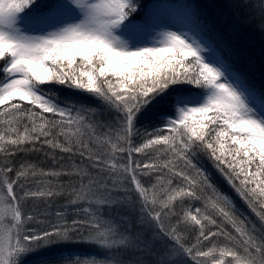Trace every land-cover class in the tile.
I'll use <instances>...</instances> for the list:
<instances>
[{"label": "snow or ice", "instance_id": "obj_1", "mask_svg": "<svg viewBox=\"0 0 264 264\" xmlns=\"http://www.w3.org/2000/svg\"><path fill=\"white\" fill-rule=\"evenodd\" d=\"M0 62V264L80 242L38 264H264V89L200 5L0 0ZM38 152L54 166L16 159Z\"/></svg>", "mask_w": 264, "mask_h": 264}, {"label": "trees", "instance_id": "obj_2", "mask_svg": "<svg viewBox=\"0 0 264 264\" xmlns=\"http://www.w3.org/2000/svg\"><path fill=\"white\" fill-rule=\"evenodd\" d=\"M44 2H46V0H44ZM142 2L146 5H151L154 2L176 4L179 3V0H142ZM190 2L200 5L201 8L205 10L208 17L213 21L220 35L237 50L239 67L249 71L250 76L252 77V82L257 88L264 89V33H261L256 27L260 21L255 20L252 17L254 14L251 15L247 10V7H242V4L236 3L235 0H190ZM249 20L250 22H245ZM243 44L244 48L242 47ZM257 54L262 59H259ZM55 87L57 88L55 95L61 101L76 103L77 106L84 104L86 106L95 107L98 104L97 101L92 100L89 94L77 92L75 90H69L63 86ZM153 122L155 123L158 121ZM3 127L4 125L0 123V130H2ZM16 159L17 161L26 159L31 163L36 164L38 167L43 168L54 166L50 157L45 158L43 153L39 152L19 153L17 154ZM199 166L202 167L211 177L217 189L228 194L236 204L237 208L245 212V214H248V210L244 201L235 193V191L230 187L225 178L215 169V167H213L211 161H209L207 158H201L199 159ZM143 179L147 180L148 178L144 177ZM58 182L60 184L67 185L68 179L65 177H60ZM65 196L58 195L55 197L52 201L51 208H57L63 204H66L67 200ZM43 208L44 205L39 201L28 200L24 202V210L26 212L36 211L37 214H39V210ZM51 208L49 209L50 211ZM76 214L77 213L75 211H70L68 213V218L70 219L72 215ZM79 215H83V213L80 212ZM41 218L45 219V223H47L48 220L55 219L54 216ZM126 219H130V217H126ZM43 226L44 225H40V227ZM97 252L98 249L95 246L86 242L67 244L30 256L28 258L27 264H38L41 259H59L66 257V255L69 257L86 258ZM39 255V258L35 257ZM228 259H230V257Z\"/></svg>", "mask_w": 264, "mask_h": 264}, {"label": "rangeland", "instance_id": "obj_3", "mask_svg": "<svg viewBox=\"0 0 264 264\" xmlns=\"http://www.w3.org/2000/svg\"><path fill=\"white\" fill-rule=\"evenodd\" d=\"M160 1V0H159ZM234 1V0H231ZM38 2H44V0H38ZM236 3H240V4H246L248 5L247 10L249 11V13L252 15L254 14V16L252 15V17L255 20H259L261 22V14H260V4L262 2H264V0H235ZM170 22V21H169ZM161 27H163V25H161ZM157 32L159 31V29L156 30ZM153 35H155V33H153ZM242 47L244 48V44L242 45ZM264 49V48H263ZM260 50V49H259ZM255 53V52H253ZM259 53V51H258ZM258 56V54H257ZM259 59H262L261 57L258 56ZM36 258H39V256H35ZM66 257H69L68 255H66Z\"/></svg>", "mask_w": 264, "mask_h": 264}]
</instances>
